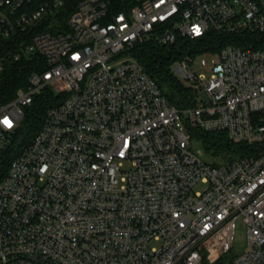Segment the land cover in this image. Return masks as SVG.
Segmentation results:
<instances>
[{"label":"built area","instance_id":"obj_1","mask_svg":"<svg viewBox=\"0 0 264 264\" xmlns=\"http://www.w3.org/2000/svg\"><path fill=\"white\" fill-rule=\"evenodd\" d=\"M134 2L112 14L107 0H0V89L11 65L37 69L0 90V264H264V51L249 39L264 0ZM212 32L241 46L176 60L196 95L177 108L133 51ZM38 109V132L4 163ZM194 131L258 154L214 165Z\"/></svg>","mask_w":264,"mask_h":264},{"label":"trees","instance_id":"obj_2","mask_svg":"<svg viewBox=\"0 0 264 264\" xmlns=\"http://www.w3.org/2000/svg\"><path fill=\"white\" fill-rule=\"evenodd\" d=\"M109 10L112 14L126 12L135 5L134 0H107ZM249 39L256 40L254 48L264 51V33ZM232 45L241 46L239 39L233 37H223L212 32L203 39L196 41H184L182 39L175 46H162L156 42H146L137 46L133 54L143 64L148 74L154 78L162 88L164 95L171 104L180 109H188L196 106V95L186 88L171 71L172 64L187 54H198L206 51H217L218 49ZM36 57V56H35ZM37 70L34 60L23 61L11 65L3 75L1 92L8 91V95H13L17 89L24 87L33 71ZM45 111V110H44ZM43 110H32L27 113L25 126L20 132L18 146L9 152L4 158V163L13 160L18 155V147H22L25 142L31 140L41 126V114ZM202 136L205 147L211 152L213 157L220 158L221 162L213 163L222 165L237 158L258 154V146L232 143L225 134L202 133L194 131L193 134ZM0 171V179L3 176ZM223 257L217 264H224L226 258ZM230 264V262H229Z\"/></svg>","mask_w":264,"mask_h":264},{"label":"rangeland","instance_id":"obj_3","mask_svg":"<svg viewBox=\"0 0 264 264\" xmlns=\"http://www.w3.org/2000/svg\"><path fill=\"white\" fill-rule=\"evenodd\" d=\"M207 61L210 62V58L208 57L207 58ZM206 73L207 76L209 77L210 76V73L206 72V71H201V73ZM199 102L203 103V102H207L208 101V97L205 93H200L199 94ZM191 148L193 151L197 152V153H200L203 158L206 160V161H209V162H212V163H216V162H221L220 161V158H215L213 157V155L211 154V152L209 150L206 149L205 147V142L203 141L202 139V136L200 135H197V134H193L192 133V141H191ZM246 248V239H245V234H244V230L242 229V227H240L237 231V234H236V241H235V244H234V249H233V252L232 254H239L241 253L242 251H244ZM231 260V256L227 257L224 262V264H229Z\"/></svg>","mask_w":264,"mask_h":264}]
</instances>
